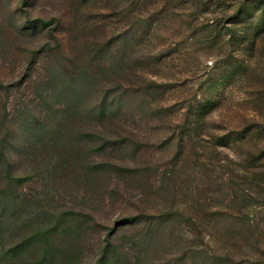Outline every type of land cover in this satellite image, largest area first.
<instances>
[{
    "label": "rangeland",
    "instance_id": "1",
    "mask_svg": "<svg viewBox=\"0 0 264 264\" xmlns=\"http://www.w3.org/2000/svg\"><path fill=\"white\" fill-rule=\"evenodd\" d=\"M0 264H264V0H0Z\"/></svg>",
    "mask_w": 264,
    "mask_h": 264
},
{
    "label": "trees",
    "instance_id": "2",
    "mask_svg": "<svg viewBox=\"0 0 264 264\" xmlns=\"http://www.w3.org/2000/svg\"><path fill=\"white\" fill-rule=\"evenodd\" d=\"M251 45L250 47L255 49L256 47V44H257V41L256 39L255 40H252L251 41ZM173 114H176V113H173ZM173 114H172V117H173ZM192 124L195 125L194 123H192V119H191V115L188 114V126L190 125V128L192 127ZM194 130L192 129H189L187 132H186V135L180 133L179 135V141H181V148H188L189 146H193V142L197 139H200V141H205V138H201L202 136H204V133H201L199 134L198 132L195 133L194 136H192V133H193Z\"/></svg>",
    "mask_w": 264,
    "mask_h": 264
}]
</instances>
